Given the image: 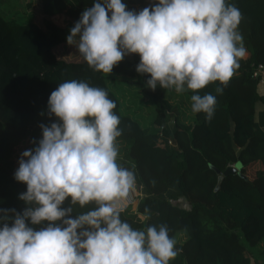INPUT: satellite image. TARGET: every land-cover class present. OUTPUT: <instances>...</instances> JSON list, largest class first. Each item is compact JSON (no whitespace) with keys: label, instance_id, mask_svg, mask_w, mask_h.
<instances>
[{"label":"trees","instance_id":"1","mask_svg":"<svg viewBox=\"0 0 264 264\" xmlns=\"http://www.w3.org/2000/svg\"><path fill=\"white\" fill-rule=\"evenodd\" d=\"M146 1L151 8L158 0L122 3L138 13ZM95 2L40 0L42 24L0 12V209L22 213L26 207L19 196L27 186L14 174L21 154L34 149L42 138L39 125L59 123L48 115L51 92L65 81L84 80L106 90L115 101L113 111L122 130L117 141L125 143L117 162L134 172L140 188L134 210L125 209L128 200L122 205L121 220L137 230L167 225L180 249L170 264H264V131L257 124L259 109L264 116V96L257 91L258 78L252 74L258 63L264 64V0H226L242 14L238 30L246 56L222 94L215 92L219 82L200 90V95L216 96L210 121L204 113H194V120L187 122L175 108L167 124L166 110L172 108L167 89L151 90L146 85L150 76L141 74L143 91L154 104L157 130H147L129 112H121L107 74L93 70L83 58L66 60L53 50L59 43L67 44L70 29ZM139 62L137 54H126L112 71L134 77ZM32 125L38 130L36 136ZM237 162L240 169L224 175L215 189L219 176L215 168L221 172ZM180 196L189 202L188 207L175 202ZM68 206L66 200L62 207ZM92 207L73 206V214ZM44 226L46 222L33 227Z\"/></svg>","mask_w":264,"mask_h":264},{"label":"clouds","instance_id":"2","mask_svg":"<svg viewBox=\"0 0 264 264\" xmlns=\"http://www.w3.org/2000/svg\"><path fill=\"white\" fill-rule=\"evenodd\" d=\"M241 20L226 0H158L138 13L122 0H96L66 39L107 75L126 54H137L148 88L190 90L192 112L210 121L216 96L199 92L219 82L215 92L222 94L235 75L246 56ZM115 108L106 90L84 80L51 92L48 115L59 123L40 124L42 138L18 160L14 176L27 186L19 196L26 207L0 209V264H170L180 253L167 225L137 230L120 218L136 177L117 162ZM76 205L94 207L74 215Z\"/></svg>","mask_w":264,"mask_h":264},{"label":"rangeland","instance_id":"3","mask_svg":"<svg viewBox=\"0 0 264 264\" xmlns=\"http://www.w3.org/2000/svg\"><path fill=\"white\" fill-rule=\"evenodd\" d=\"M158 2V1H157ZM125 3V2H124ZM149 2L142 3V7L148 6ZM137 7V5H135ZM0 12L6 16H12L17 20L33 19L38 24H42L43 14L40 11V0H0ZM57 57L66 60L74 59L79 60L83 58L77 51L75 45L61 44L53 48ZM107 83L110 88L118 95L120 101L121 112H129L132 116L136 117L139 123L147 130H157L160 126L154 121L155 109L154 104L150 101L149 97L143 91V77L137 73L134 77H128L118 73L107 75ZM167 98L172 105L170 110H166L167 119L166 123L170 124L175 111L182 112L185 121H192L194 113L191 110V100L188 91L183 93H176L174 89H167ZM33 136L38 134L35 125L31 127ZM119 155L121 157L125 150V143L117 141ZM175 188H171L174 190ZM194 188L191 189V195L194 196ZM141 198L140 190L136 189L128 197V204L125 209H135L137 201Z\"/></svg>","mask_w":264,"mask_h":264},{"label":"crops","instance_id":"4","mask_svg":"<svg viewBox=\"0 0 264 264\" xmlns=\"http://www.w3.org/2000/svg\"><path fill=\"white\" fill-rule=\"evenodd\" d=\"M257 91L259 92V94L264 96V82H260L258 80ZM193 120H194V118H193ZM257 124H258V127L264 131V116L262 114L261 109H259L257 112ZM137 189L140 190L139 187H137ZM175 202L178 205L183 206V207H188V205H189V202L186 200V198L182 197V196L178 197ZM122 208H124V207H122Z\"/></svg>","mask_w":264,"mask_h":264},{"label":"water","instance_id":"5","mask_svg":"<svg viewBox=\"0 0 264 264\" xmlns=\"http://www.w3.org/2000/svg\"><path fill=\"white\" fill-rule=\"evenodd\" d=\"M238 169H240V163L239 162H237V163H235V164H233V165H228L223 171H221L220 172V170L218 169V168H215V170H216V172H218L219 173V176H218V180H217V183H216V185H215V189H217V188H219V186H220V182H221V180H222V178H223V176L224 175H227V174H229V173H231V172H234L235 170H238ZM138 187V186H137Z\"/></svg>","mask_w":264,"mask_h":264},{"label":"built area","instance_id":"6","mask_svg":"<svg viewBox=\"0 0 264 264\" xmlns=\"http://www.w3.org/2000/svg\"><path fill=\"white\" fill-rule=\"evenodd\" d=\"M253 76L257 77L260 82H264V64L258 63L253 70ZM168 142L173 144V140L168 138ZM233 165V164H231Z\"/></svg>","mask_w":264,"mask_h":264}]
</instances>
